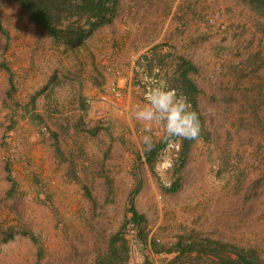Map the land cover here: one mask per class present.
Masks as SVG:
<instances>
[{
  "label": "rangeland",
  "instance_id": "1",
  "mask_svg": "<svg viewBox=\"0 0 264 264\" xmlns=\"http://www.w3.org/2000/svg\"><path fill=\"white\" fill-rule=\"evenodd\" d=\"M102 29L138 31L140 67L143 55L155 59L161 68L153 77L168 86L169 52L188 49L198 88L188 101L197 103L200 136L184 149V139L161 141L163 128L154 124L157 152L148 163L141 124L131 115L132 123L120 116L113 124L109 114L123 106L122 85L119 101L100 96L108 105L102 119L74 125L72 46L56 42L14 0H0V264H94L100 257H107L103 264H142L144 254L153 264H219L231 252L217 246L216 258L176 259V252L143 249L130 224L122 232L129 253L109 261L110 245L122 244L112 238L137 184L134 203L150 240L169 248L210 239L253 249L264 262V15L240 0H120L114 22ZM36 67L43 94L32 87L24 100L22 73ZM140 67L130 93L137 104L146 91Z\"/></svg>",
  "mask_w": 264,
  "mask_h": 264
},
{
  "label": "trees",
  "instance_id": "2",
  "mask_svg": "<svg viewBox=\"0 0 264 264\" xmlns=\"http://www.w3.org/2000/svg\"><path fill=\"white\" fill-rule=\"evenodd\" d=\"M18 3L32 22L48 33L56 42L67 46H75L90 36L98 28L112 24L118 15L120 0H14ZM244 3L254 4L260 14L264 15V0H240ZM195 65L183 56H178L175 72L172 76L170 88L183 94L188 100L193 97L198 88L189 77V72L195 70ZM193 99V98H192ZM193 109L197 111V103L190 100ZM184 149H187L189 139H184ZM157 147L154 146L146 153V160L152 164ZM140 184L131 191L128 198L127 213L120 226L119 232L114 234L112 241L121 240L120 248L113 244L109 248V261L113 258H121L128 252V244L123 236V230L132 225L136 229V241L143 249L151 248L154 252H176L178 259L184 254H195L216 258L219 256L217 246L230 249L228 255L222 256L219 264H264L260 256L253 249L241 248L235 245L220 244L219 241L207 239L196 242L195 239L186 241L178 240L173 246L165 248L156 240H150L147 219L135 207L134 197ZM168 189H172L171 187ZM200 243V244H197ZM213 247V248H212ZM120 250L123 254H120ZM142 264H153L147 254L143 255ZM107 257H100L94 264H103ZM126 258V256H125ZM194 264H199L195 260ZM175 263V260H172ZM202 264V263H201Z\"/></svg>",
  "mask_w": 264,
  "mask_h": 264
},
{
  "label": "crops",
  "instance_id": "3",
  "mask_svg": "<svg viewBox=\"0 0 264 264\" xmlns=\"http://www.w3.org/2000/svg\"><path fill=\"white\" fill-rule=\"evenodd\" d=\"M103 27L95 30L81 43L72 46V48L70 47V118H72L70 122L74 120L73 123L77 126L85 119H92V125L102 119L101 116L105 114L104 110L108 105L100 100L101 90L104 85L112 80H117L119 85L128 90L125 93L122 108L116 109L113 107L109 112L114 119L113 124L118 122L120 116L126 118L125 123H132L130 114L127 112L137 105L136 100L133 99L130 93L136 91L137 87L133 86V84L141 66L139 61H137L139 52L133 46L134 39L140 34L135 29L123 34L122 32L114 34L107 29L103 30ZM184 37H188V34H185ZM186 51H188L186 47H181L180 53L182 56H186ZM168 55H170L168 68V78H170L175 72L178 56L174 55L173 52H169ZM39 57L41 58L42 56ZM142 58H145L146 61L140 68L146 70L147 74L158 77L157 72L161 65L150 56L149 59L145 55ZM191 61L193 62V59ZM39 62H42V59L36 61L37 64ZM37 67L32 72L22 73L21 81L23 83L20 85V93L22 92L20 96L24 100H27L28 96H30L32 87H34L35 95L38 97L43 94L40 93L42 90L39 87L44 79L39 75L40 70ZM24 70L27 69L25 68ZM47 80L45 79V81ZM53 84L51 82L49 86H53ZM124 110L127 111L126 114L123 113ZM115 133H118V131L113 132V134ZM112 143L117 146L119 142L114 140ZM141 159L145 160V157L143 156Z\"/></svg>",
  "mask_w": 264,
  "mask_h": 264
},
{
  "label": "clouds",
  "instance_id": "4",
  "mask_svg": "<svg viewBox=\"0 0 264 264\" xmlns=\"http://www.w3.org/2000/svg\"><path fill=\"white\" fill-rule=\"evenodd\" d=\"M143 72V70H141ZM146 85L144 103L137 104L130 109V115L141 124V141L146 151L155 146L152 135L153 125L163 128L160 140L170 142L173 139L196 140L201 133L199 113L183 94L170 88L164 79L143 72ZM166 153L161 152L164 156Z\"/></svg>",
  "mask_w": 264,
  "mask_h": 264
},
{
  "label": "built area",
  "instance_id": "5",
  "mask_svg": "<svg viewBox=\"0 0 264 264\" xmlns=\"http://www.w3.org/2000/svg\"><path fill=\"white\" fill-rule=\"evenodd\" d=\"M218 15L219 14H215L214 17H218ZM123 95H124L123 91H122L118 81L112 80L102 91L101 97L103 100H107V101L115 103V102L119 101L121 98H123ZM168 147L179 148V143H170L168 145ZM171 160H172V158L170 156H168L166 163L168 165H170Z\"/></svg>",
  "mask_w": 264,
  "mask_h": 264
}]
</instances>
